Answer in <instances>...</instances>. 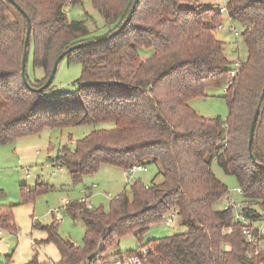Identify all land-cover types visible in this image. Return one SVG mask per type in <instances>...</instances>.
<instances>
[{
	"label": "trees",
	"instance_id": "16d2710c",
	"mask_svg": "<svg viewBox=\"0 0 264 264\" xmlns=\"http://www.w3.org/2000/svg\"><path fill=\"white\" fill-rule=\"evenodd\" d=\"M14 1L30 17L28 54L32 49L33 66L44 72L33 83L25 70L30 85L45 82L63 50L85 44L64 57L81 65L74 89L54 90L50 83L31 91L20 74L26 19L10 0H0V143L44 126L112 122L113 127L78 139L72 150L64 146L55 161L75 182L103 163L123 168L153 163L161 177L131 181L129 191L113 197L108 210L67 202L68 214L85 224L81 245L60 236L54 222L42 226L60 264H87L120 236L133 232L141 238L171 212L186 230L141 242L140 247L150 246L149 264H264V250L253 253V243L242 233L246 225L263 238L252 223L264 211V99L253 132V159L248 139L264 84V0L226 2L230 21L241 23L247 56L225 88V120L204 117L189 105L192 97L205 96L208 86L229 79L232 61L214 33L222 19L219 8L197 0H137L118 32L87 44L118 29L133 0H91L107 28L101 34H92L83 20L67 19L65 4L79 0ZM214 158L236 178L239 212L248 223L235 220L232 205L213 207L228 190L211 170ZM0 227L15 230L11 206L0 205ZM23 264L40 263L34 256Z\"/></svg>",
	"mask_w": 264,
	"mask_h": 264
},
{
	"label": "rangeland",
	"instance_id": "374dc122",
	"mask_svg": "<svg viewBox=\"0 0 264 264\" xmlns=\"http://www.w3.org/2000/svg\"><path fill=\"white\" fill-rule=\"evenodd\" d=\"M197 1L214 9L224 4V0ZM64 11L69 20H83L92 34H101L107 30L102 15L92 5L91 0H79L75 3L68 1ZM233 28L237 35H234ZM241 29L239 21L234 19L231 22L223 12L221 26L214 31L215 36L224 42V51L232 65L233 61H244L247 56ZM32 58L33 50L30 49L26 73L30 81L36 83L37 79L43 77L44 72L33 66ZM80 72V63L63 58L51 82L53 89H74L73 80ZM226 86V82L220 86H208L205 96H195L189 100L190 107L204 117L218 116L225 120L228 116V104L224 97ZM111 127L112 122L81 123L64 127L44 126L38 132L22 134L0 143V205L11 206L15 224L14 231L2 228L0 264H23L34 256L40 264H60L58 249L52 241L44 240L46 231L42 226L54 222L59 235L76 245L82 244L85 231L84 222L81 219L74 220L68 214L65 209L66 202L85 198L92 205L90 208L102 207L108 210L113 197L122 191H129L131 181L139 179L143 183H149L154 176L156 180L161 178L156 175L157 167L153 163H147L146 171L131 173L126 168L103 163L95 172L84 175L75 182L70 173L55 161V156L64 146L72 150L75 142L93 129ZM210 166L215 176L228 188L227 193L214 202L213 207L222 209L231 200L239 202L242 195L236 191L239 187L236 178L225 173L215 158L211 160ZM25 191L33 192V195L26 197ZM171 213L151 224L141 238L136 237L133 232L120 236L116 244L107 247L101 255L136 250L141 242L185 231L186 227L178 222L175 214L169 225L165 223ZM252 224L258 228L259 236L264 238V211H261V217L253 220ZM87 264H92V261Z\"/></svg>",
	"mask_w": 264,
	"mask_h": 264
},
{
	"label": "built area",
	"instance_id": "2783aa9c",
	"mask_svg": "<svg viewBox=\"0 0 264 264\" xmlns=\"http://www.w3.org/2000/svg\"><path fill=\"white\" fill-rule=\"evenodd\" d=\"M226 2L227 0H224V4L219 7L220 12H227L226 10ZM221 23L218 24L217 27H220ZM234 29V28H233ZM237 31L234 29V35H237ZM240 61L236 60L233 62L232 69L229 72V79L227 82V85L232 83L233 78L236 76L239 67H240ZM127 172H136V171H146L147 167L145 164L140 162H135L129 165L126 168ZM237 192H241L240 188H236ZM81 202L86 203L87 207H91V204H88L85 198L79 199ZM67 203V202H66ZM65 203V204H66ZM235 209V220L240 221L242 223H248L249 221L239 212V203L231 200L230 204ZM174 216V213H171L170 216L165 220L166 224L169 225L171 223V220ZM242 233L245 235L246 239L253 243V253H256L260 250H264V238H259L258 236L254 235V233L251 231V229L244 225L242 226ZM2 234V228L0 227V235ZM149 249L150 246H141L137 248L136 250L129 251V252H118L117 254L110 255V256H97L94 260H92V264H149L148 263V255H149ZM249 254L252 253L251 250L247 251Z\"/></svg>",
	"mask_w": 264,
	"mask_h": 264
},
{
	"label": "water",
	"instance_id": "95a60500",
	"mask_svg": "<svg viewBox=\"0 0 264 264\" xmlns=\"http://www.w3.org/2000/svg\"><path fill=\"white\" fill-rule=\"evenodd\" d=\"M10 1L22 12L23 16L26 19V34H25V38H24V45H23V51H22V56H21V66H20V69H21L20 70V74H21L23 83L31 91H42L47 86H49L50 83L52 82V80L54 78V75H55L56 68H57L59 62L65 57V55L70 50L74 49L77 46H81V45H83L85 43H77V44L71 45L68 48H66L65 50H63L55 58V60L53 61L50 73H49L47 79L45 80V82L42 85L38 86V87H34V86L30 85L28 80H27V78H26L25 70H26V61H27L28 48H29V33H30L31 21H30V17L26 13V11H24L14 0H10ZM136 2H137V0H133L131 6L129 8V12L127 13L124 21L121 23V25H120V27L118 29H116L114 32H112L111 34H109L106 37H100V38H98L96 40L88 41L86 43L90 44V43H96V42L102 41V40L106 39L107 37H110L113 34H115L116 32H118L125 25V23L128 21V19L130 18L131 14H132V12L134 10ZM263 99H264V84H263V87L261 89V93H260V96H259V99H258V103H257L256 109H255L254 114H253V118H252V121H251V124H250V129H249L248 150H249V154L252 157V159H253V155H252L253 132H254L256 120H257V117H258V114H259L260 107L262 105ZM261 166L264 167V165H261Z\"/></svg>",
	"mask_w": 264,
	"mask_h": 264
}]
</instances>
